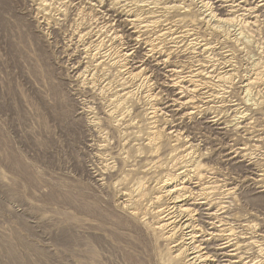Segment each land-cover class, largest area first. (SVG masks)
<instances>
[{
    "label": "bare ground",
    "instance_id": "obj_1",
    "mask_svg": "<svg viewBox=\"0 0 264 264\" xmlns=\"http://www.w3.org/2000/svg\"><path fill=\"white\" fill-rule=\"evenodd\" d=\"M60 1L59 18L52 19L47 0H29L41 16L39 28H46L51 43L67 56L74 92L82 86L100 100L95 103L98 113L85 125L84 142L96 166L95 172L84 170L88 180L100 187L108 177V188H119L118 205L133 218L148 214L153 219L150 225L141 222L163 243L166 264H264V231L254 232L256 225L247 221L237 229L228 206H213L209 199L220 186L209 178L210 170L195 155L193 138L180 127L185 119L195 121L201 104L219 100L232 85L233 53L246 51L243 34L255 32L264 19V0ZM200 25L209 30L208 38L199 32ZM242 83L249 102L258 95H252V87L264 86V54ZM79 106L90 114L95 110L85 100ZM220 107L244 122L245 110ZM78 110L75 117L81 120L85 113ZM198 119L215 138L227 137L226 123L210 107ZM165 138L172 153L170 170L156 160L124 171L132 155L146 151V156H157ZM244 150L224 155L231 168L243 167ZM260 169L247 164L237 183H227L221 195L232 197L247 185L264 199V167ZM124 172L134 177L128 179Z\"/></svg>",
    "mask_w": 264,
    "mask_h": 264
},
{
    "label": "rangeland",
    "instance_id": "obj_2",
    "mask_svg": "<svg viewBox=\"0 0 264 264\" xmlns=\"http://www.w3.org/2000/svg\"><path fill=\"white\" fill-rule=\"evenodd\" d=\"M47 1L48 16L58 19L62 2ZM34 9L29 0H0V264H166L163 243L142 223L150 225L153 219L148 214L133 218L118 205L119 188H108V177L100 187L86 177V169L96 171L84 142L86 122L98 113L95 103L100 100L82 86L74 92L67 56L51 43L47 29L39 28L41 16ZM199 32L209 37L205 25ZM243 37L246 51L233 53L232 85L219 100L200 105V112L210 107L226 123L227 137L215 138L195 122L200 112L195 121L185 119L180 127L193 138L195 155L210 170L209 178L220 186L209 199L213 206H228L236 217L234 227L252 222L257 233L264 231V199L247 185L239 186L232 197L221 195L223 186L237 183L247 164L256 171L264 167V86L252 87V95H258L249 102L242 89L251 66L263 61L264 19ZM83 100L92 102L93 114L79 106ZM221 104L245 110L244 122L233 120ZM77 108L85 113L81 120L75 117ZM165 139L157 156H146V151L132 155L124 171L156 160L170 170L172 153ZM238 147L247 156L243 167L231 168L224 155Z\"/></svg>",
    "mask_w": 264,
    "mask_h": 264
}]
</instances>
